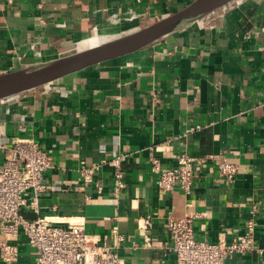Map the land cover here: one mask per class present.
<instances>
[{"label": "crops", "instance_id": "crops-1", "mask_svg": "<svg viewBox=\"0 0 264 264\" xmlns=\"http://www.w3.org/2000/svg\"><path fill=\"white\" fill-rule=\"evenodd\" d=\"M194 1L0 0V75L116 41ZM193 19L0 97V168L17 139H35L52 159L45 189L25 193V217L81 222L100 244H112L117 227L119 264H175L170 217L190 213L198 240L230 242L247 233L258 202L253 248L224 264H264V0H231ZM218 153L238 165L234 180L206 165L190 194L157 186L156 167L178 155ZM120 154L126 186L115 193L111 162ZM104 159L84 183L81 167ZM8 241L19 249L14 264H39L23 233Z\"/></svg>", "mask_w": 264, "mask_h": 264}, {"label": "built area", "instance_id": "built-area-1", "mask_svg": "<svg viewBox=\"0 0 264 264\" xmlns=\"http://www.w3.org/2000/svg\"><path fill=\"white\" fill-rule=\"evenodd\" d=\"M122 158L120 154L111 162L115 169V193L126 186ZM106 162L104 159L91 166L83 165V182H92L93 173ZM51 165V156L40 143L33 138H24L14 142L10 156L0 168V231L5 236L0 239V256L4 264H14L19 254L18 246L10 243L8 238L18 237L21 233L36 250L39 264H119L116 250L125 236L117 227L112 230L114 242L100 244L99 238L86 232L81 222L71 221L68 227H62L46 217H25L22 212L26 205L25 193L30 190L39 193L45 189L43 176ZM206 165L216 169L225 181L234 180L238 172V165L225 153L207 156L180 154L176 165L163 169L156 167L159 171L157 186L163 191L179 188L190 194L202 167ZM259 212V203H253L247 233L234 237L230 242L221 240L217 243L195 237L194 215L187 213L181 217H170L168 227L175 264H224L227 257L250 251L255 242V219Z\"/></svg>", "mask_w": 264, "mask_h": 264}, {"label": "water", "instance_id": "water-1", "mask_svg": "<svg viewBox=\"0 0 264 264\" xmlns=\"http://www.w3.org/2000/svg\"><path fill=\"white\" fill-rule=\"evenodd\" d=\"M228 1L231 0H196L181 11L116 41L80 51L72 56L46 65L0 75V97L38 87L68 74L82 70L90 65L144 46L167 33L165 30L178 24L182 19L198 14L197 17L193 19L195 20L201 15ZM72 57H77L78 61L69 64L60 63L62 60Z\"/></svg>", "mask_w": 264, "mask_h": 264}, {"label": "bare ground", "instance_id": "bare-ground-1", "mask_svg": "<svg viewBox=\"0 0 264 264\" xmlns=\"http://www.w3.org/2000/svg\"><path fill=\"white\" fill-rule=\"evenodd\" d=\"M197 15H198V14H195V15L188 16V17L182 19L178 24H176V25H174V26L168 28L167 30H165V32H166V31L168 32V31H171V30H173V29H175V28H177V27H180V26H181L182 24H184L185 22L191 20L192 18L197 17ZM76 61H78L77 57H72V58H69V59H64V60H62L60 63H61V64H69V63H75Z\"/></svg>", "mask_w": 264, "mask_h": 264}, {"label": "rangeland", "instance_id": "rangeland-1", "mask_svg": "<svg viewBox=\"0 0 264 264\" xmlns=\"http://www.w3.org/2000/svg\"><path fill=\"white\" fill-rule=\"evenodd\" d=\"M156 23V22H155ZM143 29V28H142ZM86 50V49H85Z\"/></svg>", "mask_w": 264, "mask_h": 264}]
</instances>
